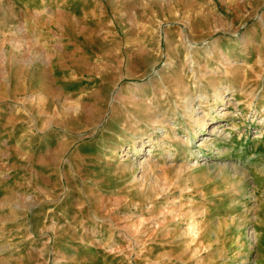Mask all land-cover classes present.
<instances>
[{"label": "rangeland", "instance_id": "1", "mask_svg": "<svg viewBox=\"0 0 264 264\" xmlns=\"http://www.w3.org/2000/svg\"><path fill=\"white\" fill-rule=\"evenodd\" d=\"M0 264H264V0H0Z\"/></svg>", "mask_w": 264, "mask_h": 264}, {"label": "bare ground", "instance_id": "2", "mask_svg": "<svg viewBox=\"0 0 264 264\" xmlns=\"http://www.w3.org/2000/svg\"><path fill=\"white\" fill-rule=\"evenodd\" d=\"M135 101L134 102H131V103H128L127 101H125L124 102V105H126L127 106V108H129V111L130 112H132V113H134V111H132L131 110V108L130 107H135V106H137V104H136V99H134ZM137 103L142 107V108H144L143 106H142V104L139 102V101H137ZM116 106V104H114V107ZM212 133V132H211ZM225 154V153H224ZM251 210V209H250ZM261 210V209H260ZM246 211V210H245ZM255 218V217H254ZM255 220H256V218H255ZM245 228V227H244ZM243 230V229H242ZM263 233V232H262ZM258 242V241H257ZM251 247V246H250ZM246 250V249H245ZM252 256V255H251ZM250 256V257H251ZM249 258V257H248ZM173 259H175V260H177V258L173 255L172 257H170V260H173ZM242 263V262H241Z\"/></svg>", "mask_w": 264, "mask_h": 264}]
</instances>
